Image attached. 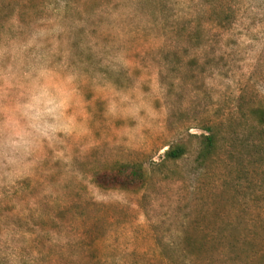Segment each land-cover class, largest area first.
Here are the masks:
<instances>
[{
    "label": "rangeland",
    "instance_id": "1",
    "mask_svg": "<svg viewBox=\"0 0 264 264\" xmlns=\"http://www.w3.org/2000/svg\"><path fill=\"white\" fill-rule=\"evenodd\" d=\"M257 109L264 0H0V264H260Z\"/></svg>",
    "mask_w": 264,
    "mask_h": 264
},
{
    "label": "trees",
    "instance_id": "2",
    "mask_svg": "<svg viewBox=\"0 0 264 264\" xmlns=\"http://www.w3.org/2000/svg\"><path fill=\"white\" fill-rule=\"evenodd\" d=\"M253 115L260 124H264V109L254 110ZM209 131V136L202 135L198 137L200 141L199 159L202 161L207 159L215 148V134L212 129H209ZM184 154L185 148L176 146L165 151L164 159L176 161L183 157ZM146 181L147 173L141 164L115 163L108 169L95 173L93 177L94 185L104 191L137 192L145 186ZM260 264H264V258Z\"/></svg>",
    "mask_w": 264,
    "mask_h": 264
}]
</instances>
